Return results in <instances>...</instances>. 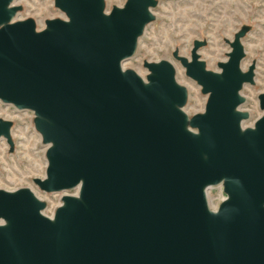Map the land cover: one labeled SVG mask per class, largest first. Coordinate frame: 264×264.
Wrapping results in <instances>:
<instances>
[{
    "label": "water",
    "instance_id": "95a60500",
    "mask_svg": "<svg viewBox=\"0 0 264 264\" xmlns=\"http://www.w3.org/2000/svg\"><path fill=\"white\" fill-rule=\"evenodd\" d=\"M0 0V101L31 110L46 145L32 178L63 194L51 216L29 187L0 188V264H264V91L262 113L242 127L246 84L242 26L217 70L193 40L172 57L206 96L188 114L189 93L173 62L144 60V77L123 62L154 19L157 0H53L63 17L19 19ZM12 121L0 139L12 150ZM222 183L216 210L205 189Z\"/></svg>",
    "mask_w": 264,
    "mask_h": 264
},
{
    "label": "rangeland",
    "instance_id": "374dc122",
    "mask_svg": "<svg viewBox=\"0 0 264 264\" xmlns=\"http://www.w3.org/2000/svg\"><path fill=\"white\" fill-rule=\"evenodd\" d=\"M123 2L105 0V7L109 10L112 5ZM14 3L21 6L18 18L32 17L38 28L44 26L46 18L63 17L53 0H15ZM153 14L154 19L146 25L134 55L123 62V68H131L144 77L147 72L142 66L144 60H170L175 65L177 80L188 89L184 110L188 114L200 112L206 96L185 76L184 69L172 57L173 50L178 49L180 55L189 57L193 40H203L200 57L208 69L217 70L216 63L225 60L230 49L226 39L232 40L234 33L245 26L242 67L247 69L255 62L254 84L244 85L241 91L245 97L242 109L249 113L246 123L253 122L262 113L257 95L264 91V0H157ZM33 118L31 121L24 117L12 119V150L5 140H0V188L29 187L43 197L44 212L51 214L60 201L59 194L42 192L32 182V178L42 177L45 171V145L35 131Z\"/></svg>",
    "mask_w": 264,
    "mask_h": 264
},
{
    "label": "built area",
    "instance_id": "2783aa9c",
    "mask_svg": "<svg viewBox=\"0 0 264 264\" xmlns=\"http://www.w3.org/2000/svg\"><path fill=\"white\" fill-rule=\"evenodd\" d=\"M0 116H2V117H0L2 119H6L7 117H10V116L17 117V118L19 117V119H22L24 117V118L31 121L32 117H33V113L30 110H19V109L15 108L12 104H5V103L0 101ZM246 124H250V123H246ZM45 166H46V161H45ZM77 192H78V189H77V187H75V188H72L68 191L61 192L58 194H59V197H61L63 194L77 195ZM205 193H206L207 205L211 210H216L218 208L219 204L221 203V201L225 198V193L223 191L222 183L209 185L205 189ZM59 204H60V201L53 208V210L51 211V214H46V213L45 214L47 216H51L53 214L55 208Z\"/></svg>",
    "mask_w": 264,
    "mask_h": 264
},
{
    "label": "bare ground",
    "instance_id": "6f19581e",
    "mask_svg": "<svg viewBox=\"0 0 264 264\" xmlns=\"http://www.w3.org/2000/svg\"><path fill=\"white\" fill-rule=\"evenodd\" d=\"M35 21H36V20H35ZM36 23H37V22H36ZM199 54H200V53H199ZM200 58H201V57H200ZM243 69H244V68H243ZM30 111H31V110H30ZM32 113H33V112H32ZM12 117H13V116L7 117L6 120H10V121H12V119L14 118V117H13V118H12ZM33 117H34V114H33ZM257 117H258V116H257ZM257 117H256V118H257ZM256 118H255V119H256ZM248 119H249V118H248ZM246 122H247V120L244 121V122L242 123V127L252 126L254 121L251 122L250 124H246ZM10 133H11V137H12V140H13L12 127H11V129H10ZM39 136H40V135H39ZM40 139H41V138H40ZM0 140H3V138H1ZM4 140H5V139H4ZM5 142H6V141H5ZM42 144H43V143H42ZM44 145H45V144H44ZM45 146H46V145H45ZM45 149H46V147H45ZM1 151H2V148H1ZM34 194H35L39 199H42V200H43V197L38 196L35 192H34ZM225 198H226V195H225ZM225 198H224V199H225ZM224 199H223V200H224ZM223 200H222V201H223ZM43 213L45 214L44 211H43ZM45 215H46V214H45Z\"/></svg>",
    "mask_w": 264,
    "mask_h": 264
}]
</instances>
